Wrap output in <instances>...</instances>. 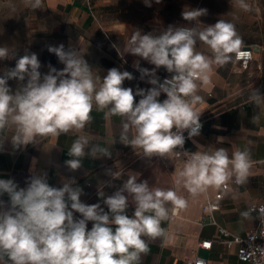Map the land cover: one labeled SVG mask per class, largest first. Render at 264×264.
<instances>
[{
	"label": "clouds",
	"instance_id": "9594fccd",
	"mask_svg": "<svg viewBox=\"0 0 264 264\" xmlns=\"http://www.w3.org/2000/svg\"><path fill=\"white\" fill-rule=\"evenodd\" d=\"M24 3L38 9L42 0ZM144 3L151 6V0ZM236 3L248 10L245 0ZM206 12L203 8L183 11L185 21L196 22L192 26L169 25L148 33L136 29L131 35L127 53L137 58L133 67L139 79L150 85L147 88L125 87L124 82L135 77L116 67L108 69L101 80L79 50L64 44L48 46V52L64 67L58 70L49 64L47 73H41L36 53L26 51L18 56L9 47L0 46V61L15 60L14 67L0 69V132L14 129L13 148H26L38 137L56 138L71 129H83L95 105L100 111L107 109L106 117L123 118L121 141L142 149L145 156L170 155L183 148L184 131L192 139L202 128L194 110L202 99L197 95L198 82H209L213 64H227L233 53L237 59L247 55L240 51L242 42L232 23L218 20L200 27L199 18ZM197 42L206 45L212 56L198 51ZM141 61L153 67H142ZM161 68L169 74L163 80L157 75ZM9 81L16 82L15 89ZM162 95L165 98L161 100ZM250 100L259 105L264 96L254 90ZM4 143L0 139V151ZM88 147L84 136L72 143L68 155L73 158L65 161L70 171L81 169V158L86 155L111 156L107 148L98 145L86 153ZM197 147L200 150L185 154L187 159L178 174L190 194L195 196L210 187L226 188L233 176L237 184L246 183L250 168L246 150H237L230 157L225 148L205 151ZM36 163L33 158L24 187L12 178H0V262L4 264L5 257L11 264H139L140 253L147 251L142 237L164 234L161 221L169 215L166 203L173 206V212L187 207L186 199L176 191L150 189L146 180L138 182L139 174L132 172L121 188L111 195L99 192L100 202L87 204L81 201L83 189L74 186V178L60 187L52 186L46 173L35 172ZM110 174L113 179L121 175ZM129 198L135 204L131 214Z\"/></svg>",
	"mask_w": 264,
	"mask_h": 264
},
{
	"label": "crops",
	"instance_id": "0c3cea01",
	"mask_svg": "<svg viewBox=\"0 0 264 264\" xmlns=\"http://www.w3.org/2000/svg\"><path fill=\"white\" fill-rule=\"evenodd\" d=\"M245 2L248 10L241 8L236 0H160V3L151 0L150 7L144 0H42L41 7L33 9L24 0H0V46L9 47L18 56L26 51L36 53L42 65L41 73H47L49 64L58 70L64 67L48 52V46L64 44L65 48L79 50L101 80L108 69L116 67L135 77L125 81V87L147 88L150 85L139 79L140 74L133 67L137 58L127 53L128 40L136 29L148 33L159 32L169 25L192 26L196 22L190 24L181 13L198 8L207 10L199 18L202 28L218 20L232 23L241 47H254V59L243 70L233 53L227 64L212 65L207 84L198 82L197 95L202 99L194 105V110L203 121V130L195 138L186 140L184 148L192 151L200 150L197 145L205 151L225 148L230 157L237 150H246L250 159L246 183L237 184L233 176L227 182V189L210 187L193 196L178 175L185 162L181 157L166 165L143 155L142 149L125 145L121 141L123 118L106 117L107 109L100 111L95 105L83 129H71L56 138L38 137L35 144L26 148H13L14 129L0 132V139L5 140L4 150L0 151V178H12L24 187L35 158V172L46 173L52 186L60 187L74 178V186L83 189L81 201L94 204L100 202L99 192L111 195L122 187L130 172L138 173V182L146 180L150 189H171L187 201V207L178 210L175 218H171L173 206L166 203L169 215L161 221L164 234L156 238L142 237L147 251L140 253L139 264H188L195 257L204 258L208 264H245L238 259L236 246L227 247L217 240L214 225L201 223L204 202L215 199L220 204V209L214 212L217 222L244 236L258 222L259 216L250 211V206L264 202V103L257 105L250 100L254 90L264 96V0ZM196 47L212 56L202 42H197ZM140 63L142 67H153L146 61ZM14 65L15 60L0 61V69ZM157 75L162 79L168 73L161 68ZM9 84L13 89L17 86L15 81ZM164 98L162 95L161 100ZM128 135L131 138L132 133ZM81 136L89 140L86 153L98 145L107 148L111 156L86 155L81 158L82 168L73 172L65 161L73 158L68 155L69 149ZM115 172L121 174L118 179L110 174ZM2 199L6 201L7 196ZM129 203L131 214L135 204L131 198ZM88 227L91 228V222ZM205 240L213 241L210 249L198 245ZM5 262L11 264L6 257Z\"/></svg>",
	"mask_w": 264,
	"mask_h": 264
},
{
	"label": "built area",
	"instance_id": "2783aa9c",
	"mask_svg": "<svg viewBox=\"0 0 264 264\" xmlns=\"http://www.w3.org/2000/svg\"><path fill=\"white\" fill-rule=\"evenodd\" d=\"M240 51L247 53V55L245 57L237 59L235 54L234 60L236 62H239V68L247 70L251 64V61L254 59L253 50L251 48L240 47ZM168 75H165L161 80H163ZM200 123L202 125V128L200 130L201 132L203 130V121L200 120ZM184 136L186 138L185 141L191 140L187 138V131H184ZM194 152L196 151L186 150L183 145V148H177L170 155L159 156L153 154L151 157H153V159L155 160L162 161L166 165H169L177 157H181L182 160L185 161L187 159V156L185 154ZM222 188L227 189L228 184L226 188ZM261 208H264V202L255 203L250 206V211L256 212L259 217L256 227L244 236L231 232L229 229L217 222L214 217V212L220 209V204L215 199L208 198L204 202L202 206L203 215L201 223L203 225H214L218 231L217 240L224 243L227 247L236 246L237 256L240 261L244 262L245 264H264V212L261 211ZM176 215L177 211L172 212L171 218H175ZM212 243V240H205L199 242L198 245L202 248L210 249ZM188 264H208V262L202 257H195L194 259L190 260Z\"/></svg>",
	"mask_w": 264,
	"mask_h": 264
},
{
	"label": "water",
	"instance_id": "95a60500",
	"mask_svg": "<svg viewBox=\"0 0 264 264\" xmlns=\"http://www.w3.org/2000/svg\"><path fill=\"white\" fill-rule=\"evenodd\" d=\"M246 48H251L252 50L254 49V47H253V46H250V47H246Z\"/></svg>",
	"mask_w": 264,
	"mask_h": 264
}]
</instances>
